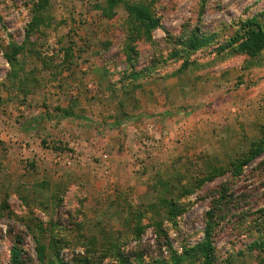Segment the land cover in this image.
<instances>
[{
  "label": "rangeland",
  "instance_id": "rangeland-1",
  "mask_svg": "<svg viewBox=\"0 0 264 264\" xmlns=\"http://www.w3.org/2000/svg\"><path fill=\"white\" fill-rule=\"evenodd\" d=\"M109 1L0 0V264H264V0Z\"/></svg>",
  "mask_w": 264,
  "mask_h": 264
},
{
  "label": "trees",
  "instance_id": "trees-1",
  "mask_svg": "<svg viewBox=\"0 0 264 264\" xmlns=\"http://www.w3.org/2000/svg\"><path fill=\"white\" fill-rule=\"evenodd\" d=\"M198 1H204V0H198ZM111 7L116 6L117 4H123L125 6L126 11L128 12L130 19L135 22L139 23L146 31H153L155 30L158 25L159 21L155 18V15H153L152 11L148 7H141L138 5H132L124 0H110L109 1ZM44 6V3L42 4ZM261 19H263V23L261 24L258 19L253 18L248 20L244 26L242 27V32L244 34L243 41L238 47V50L240 52L246 53L252 57L258 56L261 52L264 51V13L261 15ZM209 40L206 38H192V41L190 42V49L193 51H197L199 49H203V47H206ZM15 52L18 53V50L15 49ZM58 112L63 113L64 118H72L76 119L74 115H71L70 113H67L66 111H63L61 109H57ZM43 145L45 143L43 142ZM264 152V139L262 142H260L258 145L255 146V149L250 153L249 156H247L239 165H234L235 173L238 175L240 173V167L248 165L252 160L256 159L260 154ZM215 177L206 179L201 181V184H205L208 181L214 180ZM175 211L172 212L173 215L178 214V209H173ZM176 218V217H175ZM175 218H171V221H167V226L170 224L172 227L175 222ZM166 226V223H165ZM161 233H165V227L162 224ZM211 230H212V223L211 221L208 222V225L206 227V240L205 243L199 248V255L204 258L205 262L209 264L210 256L213 253V243L211 240ZM39 254L41 255V258H44L43 251L38 250ZM12 255V264H21V253L19 249H13L11 252Z\"/></svg>",
  "mask_w": 264,
  "mask_h": 264
}]
</instances>
